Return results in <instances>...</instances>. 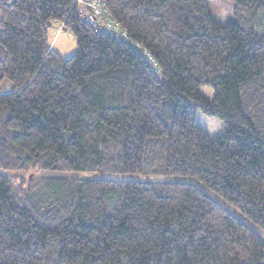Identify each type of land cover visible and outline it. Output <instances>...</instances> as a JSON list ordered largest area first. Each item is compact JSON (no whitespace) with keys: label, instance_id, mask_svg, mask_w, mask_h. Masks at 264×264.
I'll list each match as a JSON object with an SVG mask.
<instances>
[{"label":"trees","instance_id":"obj_1","mask_svg":"<svg viewBox=\"0 0 264 264\" xmlns=\"http://www.w3.org/2000/svg\"><path fill=\"white\" fill-rule=\"evenodd\" d=\"M103 2L124 39L76 0H0V264H264V240L193 185L34 178L191 177L264 231V0Z\"/></svg>","mask_w":264,"mask_h":264},{"label":"rangeland","instance_id":"obj_2","mask_svg":"<svg viewBox=\"0 0 264 264\" xmlns=\"http://www.w3.org/2000/svg\"><path fill=\"white\" fill-rule=\"evenodd\" d=\"M82 5H84L82 3ZM212 16L221 24L234 21L233 5L225 1H217L212 4ZM86 18V16H84ZM1 30V28H0ZM50 38L53 41L54 49L66 59L73 56L77 51V40L75 36L58 22H53L50 29ZM200 91L207 98L213 99L214 91L210 88H201ZM197 124L208 130V134L212 139H218L226 132L225 124L216 119L205 116L199 113L197 116ZM30 173L25 174L26 177ZM34 178L54 177L78 180H117V181H141L152 183H183L197 187L204 192L209 198L218 203L222 208L228 211L232 216L242 221L253 232L258 234L264 240V231L258 226L245 219L244 216L238 212L234 207L225 202L218 194L207 188L199 180L191 177H169L156 175H130V174H104V173H87V172H72V171H37ZM33 181V178L31 182Z\"/></svg>","mask_w":264,"mask_h":264},{"label":"built area","instance_id":"obj_3","mask_svg":"<svg viewBox=\"0 0 264 264\" xmlns=\"http://www.w3.org/2000/svg\"><path fill=\"white\" fill-rule=\"evenodd\" d=\"M78 4L88 8L87 13L81 11L82 16H86L87 21L95 26H100V31L107 34H115L124 39V33L121 32L120 27L110 19H108L107 10L103 0H76ZM84 12V13H83Z\"/></svg>","mask_w":264,"mask_h":264},{"label":"crops","instance_id":"obj_4","mask_svg":"<svg viewBox=\"0 0 264 264\" xmlns=\"http://www.w3.org/2000/svg\"><path fill=\"white\" fill-rule=\"evenodd\" d=\"M202 129L205 130V131L208 133V130H207V129H205V128H203V127H202Z\"/></svg>","mask_w":264,"mask_h":264}]
</instances>
